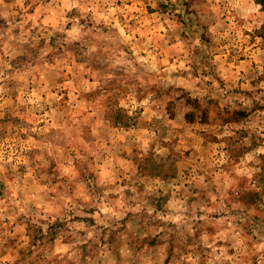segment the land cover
<instances>
[{
	"label": "rangeland",
	"instance_id": "obj_1",
	"mask_svg": "<svg viewBox=\"0 0 264 264\" xmlns=\"http://www.w3.org/2000/svg\"><path fill=\"white\" fill-rule=\"evenodd\" d=\"M0 0V264H264V0Z\"/></svg>",
	"mask_w": 264,
	"mask_h": 264
},
{
	"label": "crops",
	"instance_id": "obj_2",
	"mask_svg": "<svg viewBox=\"0 0 264 264\" xmlns=\"http://www.w3.org/2000/svg\"><path fill=\"white\" fill-rule=\"evenodd\" d=\"M43 1V0H42ZM70 2H71V4H73V1L72 0H70Z\"/></svg>",
	"mask_w": 264,
	"mask_h": 264
}]
</instances>
